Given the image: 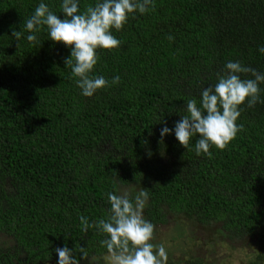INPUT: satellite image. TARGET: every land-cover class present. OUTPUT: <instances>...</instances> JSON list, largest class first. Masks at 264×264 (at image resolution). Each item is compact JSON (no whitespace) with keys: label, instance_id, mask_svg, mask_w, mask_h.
<instances>
[{"label":"trees","instance_id":"1","mask_svg":"<svg viewBox=\"0 0 264 264\" xmlns=\"http://www.w3.org/2000/svg\"><path fill=\"white\" fill-rule=\"evenodd\" d=\"M41 2L63 18L62 0H0V264H57L65 244L101 264L107 237L82 231L80 216L107 219V193L121 189L133 198L149 192L143 215L154 245L159 227L170 226L176 240L256 245L247 264L264 263V103L242 104L243 130L210 157L196 154L198 136L191 150L174 132L160 144L158 123L174 128L187 100L199 106L228 61L264 72V0H154V10L112 29L118 48L97 49L92 75L111 86L91 97L64 65L70 49L46 27L36 33L40 46L26 40L24 22ZM96 2L79 0V9ZM165 249L168 264L219 262L210 252L182 263Z\"/></svg>","mask_w":264,"mask_h":264},{"label":"clouds","instance_id":"2","mask_svg":"<svg viewBox=\"0 0 264 264\" xmlns=\"http://www.w3.org/2000/svg\"><path fill=\"white\" fill-rule=\"evenodd\" d=\"M60 8L63 18L51 11L47 4L39 3L24 22L29 33L26 40L33 46H40L36 33L46 27L50 40L70 49V56L64 59V65L71 68L82 95L91 97L99 89L111 86L103 76L92 75L98 62L97 49L112 51L118 48L121 41L112 34V29L122 30L130 15L134 16L136 12L145 14L154 10L155 4L154 0H97L95 5H87L81 12L79 0H62ZM22 35L21 31L12 32L16 41ZM168 39L172 41L174 37L169 35ZM259 51L264 53V46ZM241 74H250L252 78L242 79ZM119 81L120 77L115 76L111 84H118ZM261 84H264V72L245 66L240 61H228L223 74L218 75V82L202 89L199 106L196 99L187 100V114L175 122L174 128H169L164 119L158 122L164 125L160 130L159 143L174 132L179 144L186 150H191L190 141L198 136L195 143L197 155L210 157L212 146L224 150L243 130V125L236 123L241 114L240 106L245 102L248 107L264 103ZM151 155L149 151L148 156ZM107 199L110 204L107 219L90 224L87 217L80 216V222L82 231L95 227L106 235L101 244L107 249L109 264H168L165 247L151 242L155 226L143 215L149 192L142 189L133 198L129 190L121 189L118 194L108 192ZM55 251L57 264H80L81 260L87 261V264H99L97 257L90 256L83 246L69 248L65 244Z\"/></svg>","mask_w":264,"mask_h":264},{"label":"rangeland","instance_id":"3","mask_svg":"<svg viewBox=\"0 0 264 264\" xmlns=\"http://www.w3.org/2000/svg\"><path fill=\"white\" fill-rule=\"evenodd\" d=\"M168 227H159V237L155 240L160 242L165 248L168 250H172L175 258L179 259V261L184 262V260L189 257H200L205 255L206 257L211 256V253L219 259V262L216 264H247V262L253 258L257 252L256 245L245 246L240 242L229 244L224 242L220 244L219 242H213L212 244H203L200 243L197 237L196 240L189 241H181V239L176 240V237L172 230ZM206 236L211 235L207 230L204 232ZM173 238V239H171ZM3 237L1 238V240ZM0 240V241H1ZM184 240V239H183ZM183 242L181 243L178 242ZM231 245V246H230ZM101 264H109L108 254H105L100 257ZM259 263V262H258ZM264 264V263H259Z\"/></svg>","mask_w":264,"mask_h":264}]
</instances>
